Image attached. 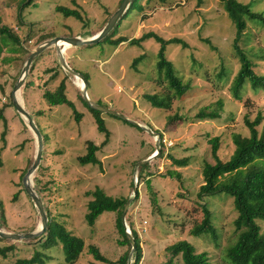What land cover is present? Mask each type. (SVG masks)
<instances>
[{
  "label": "rangeland",
  "instance_id": "1",
  "mask_svg": "<svg viewBox=\"0 0 264 264\" xmlns=\"http://www.w3.org/2000/svg\"><path fill=\"white\" fill-rule=\"evenodd\" d=\"M23 1L0 0V22L13 26L18 35L17 42L0 35V110L5 119V123L0 120V147L1 133L5 130L0 169V213L5 221L0 228L11 233H27L40 226L38 211L22 184V177L34 160L36 139L10 99L25 60L47 40L41 41L42 37L95 35L120 2L32 0L31 5L20 11ZM237 1L248 3L251 11L264 15V0ZM142 2L141 12L133 10L120 20V26L125 24L120 29L123 37L137 38L153 31L164 39L175 37L184 41L186 46L168 44L165 52L188 89L174 98L167 110L153 107L143 98L145 93L163 92L167 87L164 79H157L160 44L154 39L141 44L128 41L116 44L107 39L81 46L63 43L67 67L82 79L64 68L54 46L37 56L18 91L20 102L44 138L33 185L34 178H38L46 212L81 236L85 247L74 263H67L60 245L42 248L35 238L2 239L1 246L12 243L14 249L5 257L0 255V264H15L17 259L30 258L34 252H39L36 264H99L88 251L89 245L97 246L110 264H119L129 246L119 244L122 237L115 227L116 214L102 213L93 227L84 219L89 200L86 192L95 187L113 197L131 198L125 224L130 233L132 223L140 239L138 264H183L181 257H171L168 249L179 240L190 242L197 253L206 252L211 264H234L226 257L227 248L238 234L233 223L237 216L233 198L223 193L199 198L197 192L203 182L204 163L215 162L209 144L211 137H219L217 155L227 160L235 148L233 134L249 135L245 116L252 120L260 112L263 118L256 128L264 135V24L244 17L246 27L238 44L263 79L255 89L246 82L238 100L232 92L233 80L240 69V58L233 47L236 28L222 2ZM58 6L77 10L82 19L65 16L56 9ZM140 55L142 58L133 64ZM61 80L65 82L67 98L82 114L79 120L67 105L49 106L43 99L45 89L53 90ZM88 101L113 112L100 111L108 137L98 130ZM205 106L217 110L219 117L200 120L197 113ZM88 140L98 145L99 164L82 165L78 161L86 153ZM158 149L159 154L143 166L141 162ZM173 158H185L187 163L177 166ZM254 163L264 164V159ZM203 205L211 212L216 240L209 233L190 234V229L203 218ZM256 222L264 236V218ZM133 261L132 258L130 264Z\"/></svg>",
  "mask_w": 264,
  "mask_h": 264
},
{
  "label": "trees",
  "instance_id": "2",
  "mask_svg": "<svg viewBox=\"0 0 264 264\" xmlns=\"http://www.w3.org/2000/svg\"><path fill=\"white\" fill-rule=\"evenodd\" d=\"M147 1L148 0H146V2ZM220 1L236 28V36L234 38L233 47L240 58V69L233 80L232 92L234 98L240 100V91L246 82H250L251 86L255 89L260 86L263 79L254 71L253 62L238 44V41L246 27L244 17L247 16L249 18L259 20L260 23L264 24V15L251 11L248 3H242L237 0ZM32 3V0H24L20 5L19 10L22 11L25 7L31 5ZM33 5L35 6V3ZM56 9L62 12L65 16H74L77 19H82L77 10L61 6L56 7ZM143 9L144 5L142 0H133L121 19L125 18L133 10L141 12ZM112 14L107 17L103 26ZM120 20L102 40L107 39L116 44L123 41H128L130 44H141L143 41L148 39H154L160 44L156 62V68L158 70L157 79L160 81L161 79H164L167 87L163 92L145 93L143 94V98L150 102L153 107L166 110L169 109L171 107L172 100L174 98L181 97L188 89V85H186L182 78L176 74L173 63L166 56L165 49L170 43H180L182 46H186V43L175 37L164 39L153 31L145 32L140 37L131 38L129 40L123 36L113 38L119 32ZM1 34L9 36L16 42L18 41V35L14 33L13 26L0 22V35ZM52 37L53 36L42 37L41 41ZM37 58L38 57L33 60L32 64ZM141 58L142 55L135 57L133 64H136ZM43 99L49 106H58L61 104L67 105L75 113L76 120H79L82 115L75 109L73 102L67 98L64 80H61L53 90L45 89L43 92ZM217 105L221 107V101H218ZM87 106L94 116L98 130L108 137L109 131L105 126L103 118L100 117L101 112L88 104ZM197 117L200 120L215 119L219 117V114L217 110H212L210 109V106H205L197 113ZM262 118L263 116L260 112H258L252 120H250L247 116L244 117V124L249 130V135L243 136L238 133L233 134L232 140L235 148L233 154L227 160H222L217 155L219 137L214 136L209 139L211 152L215 158V162L204 163L202 168L203 182L199 186L197 192V196L199 198L221 193L233 198L234 208L237 212V216L233 223L235 231L238 232V234L235 242L227 248L226 257L234 264H264V236L261 234L260 226L256 222L257 219L264 218V164L254 163L257 159H264V135L259 134L256 128L261 123ZM0 120L5 123L4 115L1 110ZM4 134L5 130L1 133L3 146L0 147V169L3 166L1 153L5 144ZM97 151L98 145H96L93 141L88 140L86 153L78 157L79 163L82 165L99 164L100 160L96 156ZM155 151L156 150H153L152 153ZM173 161L177 166H185L187 163L185 158L179 160L173 158ZM146 165V163L143 164L145 167ZM39 168L40 167H38V169ZM34 183L37 193L41 194L42 188L39 187L40 180L35 177ZM148 186H150L149 181ZM86 194L89 196V200L86 205L87 211L84 214L86 224L93 227L96 220L102 213H115V227L118 234L122 237L119 244L129 246V251L125 252L120 257L119 264H127L128 255L132 250L130 236L134 241V250L131 255V260L132 258L134 260L132 264H138L141 258L139 236L133 228L132 223L129 224L131 232L128 234L121 219L122 210L128 198L107 195L100 187H95L93 190L87 191ZM136 197H138V191L135 194V198ZM1 206L2 203L0 201V207ZM202 210L203 218L199 223L195 224L190 229V234L200 236L204 233H209L213 239L216 240L218 235L216 228L212 223L211 212L208 210L206 205L202 206ZM46 214L48 217L47 228L44 233L35 238V241L39 242V246L42 248L52 245H60L64 260L67 263H74L84 250V239L68 230L64 221H58L50 216L48 212H46ZM4 221V215L3 213H0L1 227L4 224ZM2 239L3 238L0 237V240ZM13 249L14 245L12 243L6 246L0 245V255L5 257L6 254L8 252H12ZM168 249L171 257L180 256L183 264H211L206 252L197 253L194 246L186 240H179L172 244ZM88 251L92 254L95 260L100 261L99 264L111 263L105 256L102 255L97 246L89 245ZM38 258L39 252H34L30 258L17 259L15 264H36L39 260Z\"/></svg>",
  "mask_w": 264,
  "mask_h": 264
},
{
  "label": "water",
  "instance_id": "3",
  "mask_svg": "<svg viewBox=\"0 0 264 264\" xmlns=\"http://www.w3.org/2000/svg\"><path fill=\"white\" fill-rule=\"evenodd\" d=\"M132 1L133 0H121L118 8L109 17L105 26L95 35L88 37V38H80L79 36H56V37H52L50 39L43 41L38 46H36L27 56L25 63L21 69L20 76L17 79L16 83L14 84L12 91L10 93V99H11L12 105L14 106L16 111L23 117L27 126L32 131V133L34 134V137L36 139V152H35L34 160H33L32 164L27 168L25 174L23 175L22 184H23V188H24L26 194L31 198L32 202L34 203V207L38 211V214L40 217V226L37 229H35L31 232H27V233H11V232H7V231L3 230L2 228H0V237L1 238L10 239V240L33 239V238L40 236L42 233H44L46 228H47L48 217H47L42 199L39 196V194L37 193V191L33 185V174L36 171V169L39 167L40 161L42 159L43 138H42L41 132L39 131L37 125L35 124L32 116L23 107L22 103L20 102V100L17 97L18 91H19L20 87L22 86V84L24 83V81L27 77L28 71L30 69V66H31L33 60L37 56H39L45 49H47L48 47L54 46L57 50L58 55H59V60L62 63V65L64 66V68L68 72L73 74L75 77L82 79V77L79 74H77L73 70H70L67 67L60 43L66 42L67 44H70L71 46H81V45H89V44H94V43L99 42L105 36H107L108 33L114 28L116 23L125 14L126 10L128 9V7ZM82 82L84 85L85 84L84 81H82ZM84 97L87 100V96L85 95V93H84ZM88 103L91 107H93L99 111L113 113L108 108L102 107L98 104H92L89 101H88ZM158 137H160V135H158ZM159 152H160L159 149L156 150V154H153L147 160H145L141 163H145V162L149 161V159L157 156L159 154ZM136 192H137V188L135 187L134 195L136 194ZM130 202H131V198L127 199V201L124 204V208H123L122 214H121L122 224L125 227V229H126L125 213H126V210L129 206ZM127 233L130 234L129 232H127ZM130 239H131V243H132V250L128 255L127 264L131 263V255H132V252L134 250V241H133V238L131 236H130Z\"/></svg>",
  "mask_w": 264,
  "mask_h": 264
},
{
  "label": "crops",
  "instance_id": "4",
  "mask_svg": "<svg viewBox=\"0 0 264 264\" xmlns=\"http://www.w3.org/2000/svg\"><path fill=\"white\" fill-rule=\"evenodd\" d=\"M144 20H147V19H144ZM141 22H143V21H141ZM125 25V24H124ZM124 25H121L120 26V28H119V32L117 33V35H116V37H118V36H124L125 34H122V31L123 30H120ZM143 25V24H142ZM121 31V32H120ZM130 38H128V40H129Z\"/></svg>",
  "mask_w": 264,
  "mask_h": 264
},
{
  "label": "bare ground",
  "instance_id": "5",
  "mask_svg": "<svg viewBox=\"0 0 264 264\" xmlns=\"http://www.w3.org/2000/svg\"><path fill=\"white\" fill-rule=\"evenodd\" d=\"M63 43H66V42H62V43H60L61 45L63 44ZM69 45V47H70V44H68ZM64 53V52H63ZM17 97H18V99H19V95L17 94ZM20 100V99H19ZM154 154H156V151H155V153Z\"/></svg>",
  "mask_w": 264,
  "mask_h": 264
},
{
  "label": "built area",
  "instance_id": "6",
  "mask_svg": "<svg viewBox=\"0 0 264 264\" xmlns=\"http://www.w3.org/2000/svg\"><path fill=\"white\" fill-rule=\"evenodd\" d=\"M118 91H120V90H118Z\"/></svg>",
  "mask_w": 264,
  "mask_h": 264
}]
</instances>
